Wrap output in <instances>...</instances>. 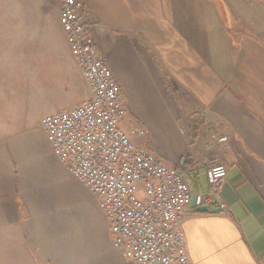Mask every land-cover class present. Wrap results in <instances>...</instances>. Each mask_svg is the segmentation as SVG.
Returning a JSON list of instances; mask_svg holds the SVG:
<instances>
[{"label":"crops","instance_id":"1","mask_svg":"<svg viewBox=\"0 0 264 264\" xmlns=\"http://www.w3.org/2000/svg\"><path fill=\"white\" fill-rule=\"evenodd\" d=\"M83 1L124 92L123 131L178 168L194 195L210 191L208 165L225 163L229 214L187 210L191 262L264 264V0ZM33 2L0 0V264H123L93 195L39 128L90 91L58 7Z\"/></svg>","mask_w":264,"mask_h":264},{"label":"built area","instance_id":"2","mask_svg":"<svg viewBox=\"0 0 264 264\" xmlns=\"http://www.w3.org/2000/svg\"><path fill=\"white\" fill-rule=\"evenodd\" d=\"M58 9L61 30L90 98L42 118L39 128L60 163L93 195L115 247L122 251L123 264H193L183 229L187 210L196 197V207L229 214L222 197L225 163L208 165L210 191L194 195L178 168L136 145L121 127L127 116L124 92L83 20L84 1L60 0ZM137 132L146 135L142 129Z\"/></svg>","mask_w":264,"mask_h":264},{"label":"rangeland","instance_id":"3","mask_svg":"<svg viewBox=\"0 0 264 264\" xmlns=\"http://www.w3.org/2000/svg\"><path fill=\"white\" fill-rule=\"evenodd\" d=\"M146 1V7H156V6H169V0H145ZM45 2V3H44ZM160 2V3H158ZM177 3H179L178 5H182L179 1H177ZM60 4V0H43V5H48L50 7H54L57 8L59 7ZM16 5H29V0H16ZM33 5H35V0L33 2ZM36 152H42L45 156L42 157H38V164L39 165H44L46 167H48V160H49V155L47 156V154H49V148H47L43 143H38L36 141ZM40 154V153H39ZM57 182V181H56ZM80 187L77 185L75 186L74 189V193L69 196L68 198L72 199V201L76 202V201H81L82 200V193L80 191Z\"/></svg>","mask_w":264,"mask_h":264},{"label":"water","instance_id":"4","mask_svg":"<svg viewBox=\"0 0 264 264\" xmlns=\"http://www.w3.org/2000/svg\"><path fill=\"white\" fill-rule=\"evenodd\" d=\"M191 206L198 212V213H208V208L203 206V207H196V197L192 199Z\"/></svg>","mask_w":264,"mask_h":264}]
</instances>
